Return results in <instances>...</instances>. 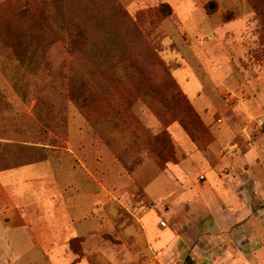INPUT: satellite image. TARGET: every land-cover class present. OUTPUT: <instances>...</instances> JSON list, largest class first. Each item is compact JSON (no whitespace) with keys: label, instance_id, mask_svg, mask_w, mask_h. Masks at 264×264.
Returning a JSON list of instances; mask_svg holds the SVG:
<instances>
[{"label":"crops","instance_id":"0c3cea01","mask_svg":"<svg viewBox=\"0 0 264 264\" xmlns=\"http://www.w3.org/2000/svg\"><path fill=\"white\" fill-rule=\"evenodd\" d=\"M250 15L236 20L243 23L247 42L254 25ZM197 28L193 35L198 33L204 46H197V56L182 67L189 91L182 89L212 141L200 150L189 137L193 146L180 145L171 135L177 163L162 169L148 159L119 180L116 167L102 172L95 136L91 158L70 141L58 147L0 137L2 143L44 154L0 169V184L12 204L0 211V264H97L103 246L122 264H181L182 254L194 250L218 254L224 264L263 262L258 253L264 240V67L252 64L256 71L246 75L234 65L243 60L236 53L239 43L231 39L233 28L221 41H214L216 30ZM210 52L222 60L213 61ZM229 64L233 70L224 79L220 70ZM77 238L80 254L70 246Z\"/></svg>","mask_w":264,"mask_h":264},{"label":"rangeland","instance_id":"374dc122","mask_svg":"<svg viewBox=\"0 0 264 264\" xmlns=\"http://www.w3.org/2000/svg\"><path fill=\"white\" fill-rule=\"evenodd\" d=\"M116 1L128 13L130 22L112 10L111 0H0V137L58 147H66L70 141L91 158L97 149L92 142L95 136L99 138L102 172L116 167L118 179L123 180L126 173L148 159L158 163L156 158L161 157L166 161L165 155L155 152V136L162 131L170 130L180 145L193 146L179 125H170L168 110L159 105L151 109L141 90L148 81L161 89L166 71L189 91L183 80L188 71L182 67L197 56V46H204L198 33L193 35L198 32L197 26L202 24L204 31L216 30L212 32L217 38L214 41H221L233 28L235 36L231 39L239 43L236 53L243 60H235L234 65L246 75L256 71L250 68L252 64L264 67V37L247 0ZM249 11L254 25L247 32L246 38L251 36L247 42L243 41V23L236 20ZM206 15L209 23L204 21ZM75 18L82 27L92 29V37L84 38L86 44L77 63L67 50V31L74 28ZM215 52L209 57L222 60ZM137 66L143 69L144 85L130 78L133 74L138 77ZM231 70L229 64L220 70V76L225 79ZM103 93H108L107 98L113 96L104 105V110L113 109V113L104 120L100 118L104 112L101 108L87 114L79 104L81 98ZM261 103L264 107V97ZM77 124L83 127L77 130ZM36 149L0 142V169L43 159V152ZM120 210L123 208L118 206L119 228L124 224ZM262 247L258 255L264 258V240ZM100 249L97 264H108L105 259L122 264L109 248ZM182 255L181 264L189 256L196 264H224L218 254L208 256L194 250Z\"/></svg>","mask_w":264,"mask_h":264},{"label":"trees","instance_id":"16d2710c","mask_svg":"<svg viewBox=\"0 0 264 264\" xmlns=\"http://www.w3.org/2000/svg\"><path fill=\"white\" fill-rule=\"evenodd\" d=\"M251 6L250 10L252 14L255 16L256 20L259 21L258 28L259 32L262 33V38L264 37V0H247ZM113 9L120 18L127 19L128 13L123 9L122 5L116 0H111ZM215 7V4H212ZM169 12L171 9L169 6L165 7ZM77 18L74 20V28L72 30H68L67 33L69 35L68 41V53L73 56L74 61L77 63L82 58V52L84 50V44H86V40L92 37V29L88 27H82L77 22ZM133 26V24L131 23ZM86 40H85V39ZM85 40L82 42V40ZM146 44V43H145ZM90 46V45H89ZM88 46V47H89ZM87 47V48H88ZM86 48V49H87ZM147 49V48H146ZM91 53V52H90ZM155 60V59H154ZM138 77L133 74L130 75V78L137 82V79L140 80L141 83L146 82V79L142 75V68L137 66L135 68ZM147 85L141 90L142 97L144 99H148V103L151 109H156V107L161 106L168 110L171 114L172 122L170 125H179L184 133L195 143L198 149L203 150L206 146L212 141L213 137L210 129L205 125L201 116L196 111L194 106L192 105L190 99L181 88L179 83L177 82L175 76L171 75L169 72H164V80L161 85V89L157 86H153L149 81ZM91 86V85H90ZM108 91V89H103ZM108 93L99 94V96H87L85 98H81L79 100V104L86 113L94 112L95 109H100L102 112L100 118L110 119L113 113V109L104 110V105L108 102V98H112V94L108 95V98L105 97ZM150 95V98L147 96ZM113 105V104H111ZM90 111V112H88ZM96 111V110H95ZM169 127V124H168ZM155 140L157 142V147H155V152H161L160 154L165 155L166 161L163 162L161 157H157L158 165L165 169L169 164L177 163L175 146L173 143L172 136L169 132L162 131L158 135L155 136ZM155 153V154H157ZM22 165H7L3 166L2 170H10L16 167H20ZM12 207L11 200L6 193V191L2 188L0 184V211L4 209H8ZM81 239L77 238L70 242L71 249L74 253L80 254L79 246ZM184 264H196L195 260L192 257H188Z\"/></svg>","mask_w":264,"mask_h":264},{"label":"built area","instance_id":"2783aa9c","mask_svg":"<svg viewBox=\"0 0 264 264\" xmlns=\"http://www.w3.org/2000/svg\"><path fill=\"white\" fill-rule=\"evenodd\" d=\"M260 125L263 127V123H261ZM201 179H203V177Z\"/></svg>","mask_w":264,"mask_h":264}]
</instances>
